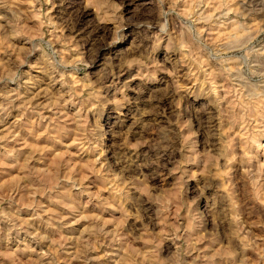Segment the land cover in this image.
Here are the masks:
<instances>
[{
    "label": "rangeland",
    "instance_id": "obj_1",
    "mask_svg": "<svg viewBox=\"0 0 264 264\" xmlns=\"http://www.w3.org/2000/svg\"><path fill=\"white\" fill-rule=\"evenodd\" d=\"M0 264H264V0H0Z\"/></svg>",
    "mask_w": 264,
    "mask_h": 264
},
{
    "label": "bare ground",
    "instance_id": "obj_2",
    "mask_svg": "<svg viewBox=\"0 0 264 264\" xmlns=\"http://www.w3.org/2000/svg\"><path fill=\"white\" fill-rule=\"evenodd\" d=\"M210 4V3H209ZM229 32V31H227ZM224 30H216V32L212 33V40L213 41H219L225 36ZM237 34V33H236ZM227 35V34H226ZM229 37V36H228ZM215 92V91H214Z\"/></svg>",
    "mask_w": 264,
    "mask_h": 264
}]
</instances>
